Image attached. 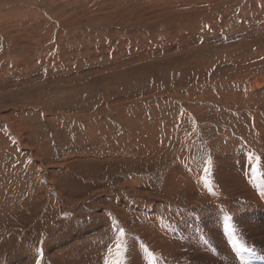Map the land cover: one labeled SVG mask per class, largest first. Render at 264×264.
Masks as SVG:
<instances>
[{
    "label": "rangeland",
    "instance_id": "1",
    "mask_svg": "<svg viewBox=\"0 0 264 264\" xmlns=\"http://www.w3.org/2000/svg\"><path fill=\"white\" fill-rule=\"evenodd\" d=\"M249 1L0 0V264H105L121 229L123 264H264L238 230L259 221L264 238L263 213L217 220L209 180L264 169V0L260 20ZM178 165L200 199L167 192ZM149 200L167 206L154 220ZM148 221L179 244L165 229L152 246Z\"/></svg>",
    "mask_w": 264,
    "mask_h": 264
},
{
    "label": "bare ground",
    "instance_id": "2",
    "mask_svg": "<svg viewBox=\"0 0 264 264\" xmlns=\"http://www.w3.org/2000/svg\"><path fill=\"white\" fill-rule=\"evenodd\" d=\"M250 1H254V0H250ZM249 1L250 5H251V2ZM258 2V1H257ZM248 3V2H247ZM246 3V4H247ZM26 6H27V3H25ZM24 4V5H25ZM253 5H249L247 6L249 9L252 10V13L250 15H246L247 13H244L242 14V17L243 18H253V19H262L263 17L259 14L260 11H258L259 7H256L257 5H254V4H257L255 2L252 3ZM24 5H22L24 7ZM30 5V4H29ZM31 6V5H30ZM5 7V6H4ZM21 7V6H20ZM246 7V6H245ZM261 7H264V3H262V6ZM6 8V7H5ZM0 9H4L3 7H0ZM8 9V8H7ZM5 10V11H8V10ZM13 9V8H12ZM241 10V9H240ZM239 10V11H240ZM12 11V10H11ZM0 16H2V14H0ZM90 20V19H89ZM77 30V29H76ZM137 38V36H136ZM155 41V40H154ZM154 41H151L150 43L154 44ZM89 42V41H88ZM94 44V43H93ZM157 44V43H155ZM98 45V44H96ZM124 45V44H123ZM87 46V45H86ZM108 46V45H107ZM110 46V45H109ZM150 47V45H148ZM153 46V45H151ZM92 47V45H91ZM95 47V46H94ZM129 47V46H128ZM102 48V49H101ZM109 48V47H108ZM107 48V50H108ZM125 48V47H124ZM98 49V48H97ZM99 49H101V57L105 56L106 55V48L105 46L103 45L102 47H100ZM123 49V48H122ZM87 50V49H86ZM79 51V50H78ZM84 51V50H83ZM90 52V50H87ZM87 51L84 52L86 53V55H89L87 54ZM93 51L94 48H93ZM120 53H122V50L121 48L119 49ZM80 52V51H79ZM78 52V53H79ZM126 52V49L125 51ZM138 53V52H137ZM77 54V53H76ZM127 54V53H126ZM125 54V55H126ZM85 55V54H84ZM97 55H100V54H97ZM124 55V54H123ZM128 55V54H127ZM130 55V53H129ZM131 56V55H130ZM83 57V56H81ZM90 57L91 58H94L95 55L92 54V52H90ZM127 57V56H125ZM87 58V57H86ZM128 58V57H127ZM131 58V57H130ZM133 59V58H132ZM92 60V59H91ZM122 65V64H121ZM253 83V82H252ZM161 96V95H160ZM149 120V119H148ZM147 123V122H145ZM150 126V125H149ZM261 128V126H260ZM264 128V127H263ZM261 128V129H263ZM151 143V141H150ZM264 140L262 142V146L264 147ZM148 144V143H147ZM146 144V145H147ZM146 148V146L144 147V149ZM149 148V147H148ZM147 151V149L145 150ZM172 153V152H170ZM220 160V159H219ZM217 162V161H216ZM216 164V163H214ZM215 166V165H214ZM217 167V166H216ZM180 168V165L178 166H175L173 167L170 171L168 170V177L166 176L165 178V182L164 183H170L171 186L167 188V192H173L175 190V188H180V187H184L183 190H185V195L189 196L190 199H200V193H199V188L197 186V183L196 182H193L191 180V177L188 175V172L187 171H191V172H194L196 173V177L199 175V172L196 168H194L191 164L188 165V166H185L183 165L182 166V169L183 170H187V171H179L178 173H176V170ZM214 169V168H213ZM214 171V170H213ZM259 171L263 172V176H264V169L263 168H260ZM246 172V168H241V167H238L237 169H235L233 171L232 174H228V173H224L222 174L221 176H218L215 175L216 171L213 173V174H210L211 177L209 178L210 180V183L213 187V189H216L217 190V193L216 195L219 196V198H222V199H227L225 200L226 203L225 204H221V206L214 212L215 214H221L219 217H217L216 219L217 220H221L222 218H226L227 217V214H229L230 212H232L235 208V210H237V212H249V211H256V212H262V216L264 215V202L263 200L260 199V196L263 195L264 193V183H263V176L260 174L256 177L253 178L252 182H248V178L245 174ZM225 175V176H224ZM233 175H237L236 178L233 180L231 176ZM178 176V178H177ZM228 176V177H227ZM230 176V177H229ZM238 179H241L243 180V182H240V181H237ZM137 182H141V179L137 180ZM193 183H195V187H196V191L195 192H192L191 191V187L193 185ZM132 185V184H131ZM210 185V186H211ZM212 189V188H210ZM183 194V196H185ZM260 194V196H258ZM186 197V196H185ZM212 200V199H210ZM193 201V200H192ZM221 201V200H220ZM121 202V201H120ZM164 202V201H163ZM161 203V201H155V200H149V210H146V208L144 207L143 203H140L138 205V210L139 212L142 214L143 212H145L146 214L150 215L151 219H153V216L159 212H157L158 210H160V208L162 207V205L164 204L166 206L165 203ZM122 205V204H120ZM220 205V204H219ZM218 205V206H219ZM124 207H128L127 204L126 205H123ZM134 206V205H132ZM217 206V207H218ZM167 207V206H166ZM209 207V206H208ZM131 208V207H130ZM211 208V207H210ZM227 208H230V209H227ZM263 210H262V209ZM213 209V208H212ZM137 210V209H136ZM261 214V213H260ZM181 216V215H180ZM187 216V215H186ZM238 216V215H237ZM245 216V219H248L249 218V214L248 213H245L244 214ZM214 217V216H213ZM179 218V217H178ZM263 218V217H262ZM261 220V219H260ZM172 221V220H171ZM178 223V222H176ZM240 223V221H239ZM238 223V224H239ZM225 223H222L220 225L217 226L216 230H215V236L218 240V244L220 246V248H226L227 251L229 250L230 251V254L227 253V257L226 259H231L232 256L234 257L235 256V259H236V256L239 257V253L238 252H235L234 248L230 245L232 244V237L230 238V241L229 242H226V245L225 243L223 242V239H222V236L227 239V236H226V227L224 226ZM243 224V223H242ZM246 224L249 226L248 229L246 231H244L243 229V232L241 231V228L239 227L238 230L240 231V233L242 234V238L245 239V242L249 244V246H252V247H255L254 249L258 252H261V251H264V238L261 237L258 233V231H261L260 228H259V221L256 222L255 220L254 221H248L246 222ZM180 225V224H179ZM241 225V224H240ZM172 225L170 224V227H169V224H167L166 226H161L160 227L154 222H151V221H148L147 224L143 223V225H140L138 227L139 231H144L145 232V237L146 239H151L152 237V246H155V247H158L159 249H163L162 251L164 252V246L159 243V241L157 242V239H161L163 237V231L166 232L165 229H168L169 232H171L172 235H169V241H171L173 244H179V241H178V238H177V235L175 234L176 232V229L175 231L171 230V228L173 229V227H171ZM245 226V225H244ZM162 227V228H161ZM175 228V227H174ZM229 228V227H228ZM234 230V229H231V231ZM160 231H162V237L160 236ZM167 231V232H168ZM166 232V237H167V233ZM236 233V232H235ZM92 234L94 236H100L101 234V229H97L96 231H93ZM234 234V233H233ZM236 235V234H235ZM212 236V235H211ZM233 236V235H232ZM165 237V236H164ZM209 237V236H208ZM235 237V236H234ZM206 239V238H205ZM214 239V238H213ZM211 240V239H210ZM239 240V239H238ZM209 241V240H208ZM242 241V240H241ZM212 242V241H211ZM191 243V242H190ZM205 243V242H204ZM207 244V243H205ZM204 244V245H205ZM236 245V244H235ZM170 246V245H169ZM180 246V245H179ZM239 246V245H238ZM82 248H84L85 250H87L89 252L90 255H93V254H96L97 250L96 249H93L91 247H89L87 244H82L81 245ZM67 247L65 248H62L59 250L60 251H63L65 250ZM188 248V247H187ZM237 248V247H236ZM187 250V249H186ZM189 250V249H188ZM222 250V249H221ZM237 250V249H236ZM247 250V249H246ZM190 251V250H189ZM192 251V250H191ZM200 252V251H199ZM240 252V251H239ZM198 253V252H197ZM201 253V252H200ZM226 253V252H225ZM199 254V253H198ZM181 254H179L180 256ZM264 255V254H263ZM173 257V256H172ZM171 257V258H172ZM176 257V256H175ZM207 257V256H206ZM32 259L34 260V256L32 257ZM185 259L187 262L191 261L193 259V257L189 254H186L185 253ZM238 259V258H237ZM179 260V259H178ZM94 261V260H93ZM93 261H92V264H93ZM131 261V260H130ZM202 261V260H201ZM235 261V260H234ZM225 262V261H224ZM30 264L31 263V257L29 255L23 257L21 260H17L16 261V264ZM179 264V263H177ZM181 264H185L184 263H181Z\"/></svg>",
    "mask_w": 264,
    "mask_h": 264
},
{
    "label": "snow or ice",
    "instance_id": "3",
    "mask_svg": "<svg viewBox=\"0 0 264 264\" xmlns=\"http://www.w3.org/2000/svg\"><path fill=\"white\" fill-rule=\"evenodd\" d=\"M205 172L208 171V169L206 168L204 170ZM124 236V232L121 229L119 236L116 238V255L113 257L112 256V249L109 248L108 249V254H109V258L105 259V264H123V255H124V248L122 245V238ZM38 264V262H37Z\"/></svg>",
    "mask_w": 264,
    "mask_h": 264
}]
</instances>
